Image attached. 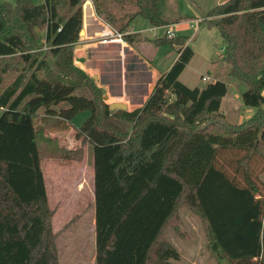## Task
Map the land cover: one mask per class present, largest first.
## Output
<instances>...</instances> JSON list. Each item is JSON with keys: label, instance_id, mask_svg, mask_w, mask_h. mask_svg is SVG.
Listing matches in <instances>:
<instances>
[{"label": "trees", "instance_id": "16d2710c", "mask_svg": "<svg viewBox=\"0 0 264 264\" xmlns=\"http://www.w3.org/2000/svg\"><path fill=\"white\" fill-rule=\"evenodd\" d=\"M84 1L0 0V264H59L40 161L80 158L82 149L61 145L43 122L85 110L75 130L92 159L95 264H179L163 230L181 203L203 221L216 264H264V181L254 172L264 161V0H226L207 13L225 40L228 75L246 85L242 103L254 108L237 124L220 111L224 81H180L193 55L183 36L151 40L176 46V60L141 107L111 109L73 61ZM89 1L121 32L136 16L178 22L162 16L165 0Z\"/></svg>", "mask_w": 264, "mask_h": 264}, {"label": "rangeland", "instance_id": "374dc122", "mask_svg": "<svg viewBox=\"0 0 264 264\" xmlns=\"http://www.w3.org/2000/svg\"><path fill=\"white\" fill-rule=\"evenodd\" d=\"M14 1V0H9ZM40 1V0H35ZM87 0L84 1L83 6ZM221 0H165L162 16L168 21L178 19L181 23H170L175 36H183L194 54L179 76L181 82L189 87L202 86L218 78L227 84L228 90L221 100L220 111L231 124H237L244 117L245 106L241 93L246 85L228 75L229 64L222 59L225 40L215 27H209L210 18L207 13L220 4ZM226 0H223L225 2ZM88 2V1H87ZM89 18L90 13L85 12ZM90 19V18H89ZM197 20H200L197 22ZM192 22V24L189 23ZM196 21V22H195ZM131 25L134 32H140L138 48L148 56L150 62L160 72L167 71L178 56L176 46L162 44L156 46L151 40L152 27L146 19L136 16ZM131 29V28H130ZM100 30V24L94 23L93 32ZM165 28L157 29L160 37ZM40 40L44 39L43 30L39 31ZM146 37V39H144ZM141 41V42H140ZM135 43V42H134ZM206 76V81L201 77ZM94 80V79H93ZM78 92L88 94L83 87ZM115 108V107H114ZM252 108V107H250ZM113 109V108H112ZM254 109V108H253ZM1 114V113H0ZM90 112H79L71 121L76 128L85 121ZM249 117H247L248 119ZM59 141L66 147H81V157L73 159L44 158L41 166L47 182V193L53 209L52 227L58 233L56 246L59 264H93L95 253L94 233V178L92 159L87 143H81L76 137V130L69 128L59 132ZM256 175L264 181V161L255 160ZM259 181V184L260 182ZM177 221H171L163 230L166 239L173 243L179 251V264H214V258L208 250L206 232L203 221L198 214L181 203L175 213ZM176 225L177 231L174 226ZM216 264V262H215Z\"/></svg>", "mask_w": 264, "mask_h": 264}, {"label": "crops", "instance_id": "0c3cea01", "mask_svg": "<svg viewBox=\"0 0 264 264\" xmlns=\"http://www.w3.org/2000/svg\"><path fill=\"white\" fill-rule=\"evenodd\" d=\"M87 1L83 6V34L80 35L73 48L74 64L82 68L88 76L94 79L96 85L102 91L104 102L109 107L111 104L118 102L125 104V109L128 111L139 108L151 93L156 80L166 71L160 72L150 62L148 56L141 53L138 48V42L128 43L126 41L124 45L92 42L91 37L96 33V31H92L94 23L100 24V29L103 23L95 15L91 2ZM85 12L90 13V19L85 17ZM175 23L179 24L181 21L178 20ZM131 29L134 31L132 25ZM2 111L3 108H0V113ZM244 113L248 115L244 117V120H246L247 117H251L254 113V109L245 107ZM71 121L59 122L58 120H53V118H47L43 122L45 133L51 137L59 138L58 135L61 130L69 128L72 131L76 129ZM241 122L242 120L239 123ZM42 172L44 177L43 169ZM44 182L47 193V182L45 179ZM47 199L51 207L48 193ZM93 224L95 233V218ZM92 261L95 264V253L93 254ZM213 263L215 264V260Z\"/></svg>", "mask_w": 264, "mask_h": 264}, {"label": "built area", "instance_id": "2783aa9c", "mask_svg": "<svg viewBox=\"0 0 264 264\" xmlns=\"http://www.w3.org/2000/svg\"><path fill=\"white\" fill-rule=\"evenodd\" d=\"M200 20H197L199 22ZM196 22V21H195ZM190 24H192L191 21H189ZM172 25H166V26H153L152 28V36L153 38L160 37L161 34L157 32L158 28H165L163 36H166L167 38H173L175 37V32L171 28ZM134 32L132 29H129L128 31L121 32L116 30L114 27H112L109 24L103 23L102 28L95 33L94 36L91 37L92 42L95 43H118L121 45L126 44L125 40V34ZM208 77L203 76L201 77V80L206 81Z\"/></svg>", "mask_w": 264, "mask_h": 264}, {"label": "water", "instance_id": "95a60500", "mask_svg": "<svg viewBox=\"0 0 264 264\" xmlns=\"http://www.w3.org/2000/svg\"><path fill=\"white\" fill-rule=\"evenodd\" d=\"M222 1H223V0H221L220 3H222ZM82 34H83V29L80 31V35H82ZM114 107H115V108H122V109H125V108H126V105L123 104V103H118V102H117V103H113V104L110 105V108H111V109L114 108Z\"/></svg>", "mask_w": 264, "mask_h": 264}]
</instances>
